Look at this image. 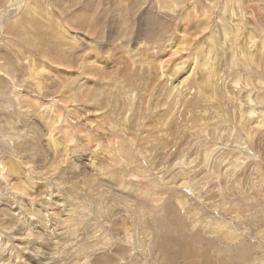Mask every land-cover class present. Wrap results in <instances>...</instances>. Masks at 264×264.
<instances>
[{
  "label": "rangeland",
  "instance_id": "obj_1",
  "mask_svg": "<svg viewBox=\"0 0 264 264\" xmlns=\"http://www.w3.org/2000/svg\"><path fill=\"white\" fill-rule=\"evenodd\" d=\"M8 1L0 264H264V0Z\"/></svg>",
  "mask_w": 264,
  "mask_h": 264
},
{
  "label": "bare ground",
  "instance_id": "obj_2",
  "mask_svg": "<svg viewBox=\"0 0 264 264\" xmlns=\"http://www.w3.org/2000/svg\"><path fill=\"white\" fill-rule=\"evenodd\" d=\"M7 1H8V0H7ZM11 1H12V0H11ZM158 1H159V0H158ZM175 1H176V0H175ZM8 2H9V1H8ZM10 3H11V2H10ZM163 3H164V1H163ZM163 3H162V4H163ZM11 4H12V3H11ZM11 4H10V5H11ZM29 4H30V2H29ZM160 4H161V3H160ZM165 5H166V3H165ZM166 6H167V5H166ZM170 6H171V5H170ZM157 7H158V6H157ZM168 7H169V6H168ZM168 7H167V8H168ZM8 8H9V7H8ZM31 8H32V7H31ZM31 8H30V9H31ZM3 9H4V8H3ZM5 10H7V8H6ZM171 10L173 11L172 8L170 9V11H171ZM32 11H33V8H32ZM35 11H36V8H35ZM162 11H163V10L161 9V12H162ZM170 11H169V12H170ZM161 12H160V13H161ZM0 13H1V12H0ZM151 13H152V12H151ZM162 13H165V12H162ZM30 15H32V14H30ZM78 17H79V16H78ZM1 18H2V15H1ZM5 18H6V17H5ZM5 18H4V19H5ZM80 18H81V17H80ZM148 18H149V17H148ZM47 19H48V18H47ZM49 19H50V18H49ZM2 20H3V19H2ZM52 20H53V19H52ZM0 21H1V19H0ZM255 37H256V35L250 37V41H251V42H250L249 45H248V49H246L245 51H243L242 55L244 56V58H245V57H250V59L253 60V61L257 60V63H260V65H261V64H262V62H261V57H258V54L255 52V49H254V47L252 46V43L254 42ZM186 39H187V38H186ZM186 39H185V40H186ZM184 42H186V41H184ZM184 42H183L182 44H184ZM188 43H189V42H188ZM177 44H178V43H177ZM185 44H186V43H185ZM189 44H190V43H189ZM178 45H179V44H178ZM181 46H182V45H181ZM181 46H176V47L179 48V47H181ZM186 46H187V44H186ZM181 49H182V48H181ZM251 49H252V50H251ZM172 50H173V49H172ZM179 50H180V49H179ZM169 51H170V50H169ZM181 51H182V50H181ZM176 52H177V50L175 51V53H176ZM245 55H246V56H245ZM243 56H242V58H243ZM255 56L257 57V59H256V58L254 59ZM91 57H92V56H91ZM245 59H246V58H245ZM245 59H244V60H245ZM251 60H250V61H251ZM255 62H256V61H255ZM172 69H173V68H172ZM174 70H175V69H174ZM172 71H173V70H172ZM175 73H176V72H175ZM175 73H174V74H175ZM174 74H172V75H174ZM162 82H163V81H162ZM162 82H161V83H162ZM165 82H166V81H165ZM236 82H237V81H236ZM162 84H163V83H162ZM164 84H165V83H164ZM248 84H249V83H248ZM165 85H167V82H166ZM168 85H169V84H168ZM173 85H175V84H173ZM173 87H174V86H173ZM175 87H176V85H175ZM164 89H165V87H164ZM174 89H175V88H174ZM263 104H264V103H263ZM155 109H156V108H155ZM155 109H154V110H155ZM249 111H250V110H249ZM249 111H248V112H249ZM250 113H253V112H250ZM252 115H253V114H252ZM257 121H258V120H257ZM260 121H261V120H260ZM261 122H262V121H261ZM263 123H264V122H263ZM257 125H258V124H257ZM253 129H254V128H253ZM256 130H257V129H256ZM250 131H251V130H250ZM223 132H224V131H223ZM248 132H249V131H248ZM253 135H254V134H253ZM255 140H257V139H255ZM192 144H193V143H192ZM186 145H187V144H186ZM192 146H193V145H192ZM178 148H179V147H178ZM174 149H175V148H174ZM175 150H177V149H175ZM178 151H179V150H178ZM176 152H177V151H176ZM179 152H180V151H179ZM182 152H183V150H182ZM7 165H8V164H7ZM7 165H6V166H7ZM4 172H5V171H4ZM224 240H225V239H224ZM16 258H17V256L15 255L14 260H15ZM192 258H193V257H192ZM15 262H17V264L20 263L19 261H15Z\"/></svg>",
  "mask_w": 264,
  "mask_h": 264
}]
</instances>
